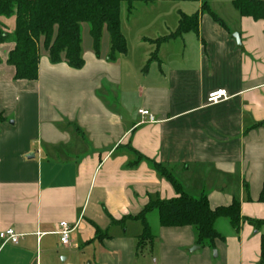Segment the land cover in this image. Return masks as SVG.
I'll use <instances>...</instances> for the list:
<instances>
[{
  "label": "crops",
  "instance_id": "0c3cea01",
  "mask_svg": "<svg viewBox=\"0 0 264 264\" xmlns=\"http://www.w3.org/2000/svg\"><path fill=\"white\" fill-rule=\"evenodd\" d=\"M232 1L207 0L225 27L203 0L138 2L131 14L120 5L126 54L109 59L106 30L96 53L82 24V69L51 64L41 49L33 82L14 80L15 16L0 17L10 35L0 44V231L20 235L0 244V264H260L263 226L219 219L222 239L208 248L194 228H162L150 214L154 239L138 245L143 227L130 219L151 199L177 197L149 161L129 166L137 152L211 209L237 201L241 218L264 222V22L240 17ZM197 13V33L156 47L180 14ZM219 90L228 99L208 104ZM61 222L72 228L66 247Z\"/></svg>",
  "mask_w": 264,
  "mask_h": 264
},
{
  "label": "trees",
  "instance_id": "16d2710c",
  "mask_svg": "<svg viewBox=\"0 0 264 264\" xmlns=\"http://www.w3.org/2000/svg\"><path fill=\"white\" fill-rule=\"evenodd\" d=\"M156 0H0V17L15 16V28L12 34L13 49L7 57V64L14 68V80L33 82L38 77L40 51L44 49L51 64L66 63L73 70H80L84 65L81 55V25L87 24L93 43V50L98 53L104 30L110 39L109 59L127 52L126 41L120 30V5H127L131 14L135 3H153ZM175 2H198L199 0H172ZM233 8L240 17H249L264 22V2L260 0H233ZM202 11H207L219 25L223 22L209 11L207 0H203ZM199 14L186 16L180 14L175 32L154 41L160 44L178 39L187 33H197ZM10 40L0 24V44ZM152 60H157L155 51L144 69ZM4 119L0 116V126ZM136 159L130 163L135 167L141 161H149L152 168L164 177L174 188L177 197L171 200L151 199L145 208L135 217L130 218L142 224L143 231L138 245L151 243L154 234L148 223V217L156 213L162 228L192 227L196 232L199 246L214 248L216 240L222 239L215 229L219 219H225L231 227L237 229L241 221L257 229L264 227V222L244 220L240 216V205L233 201L228 207L211 209L205 197L195 199L185 194L180 184L170 172L160 164L146 159L135 152ZM260 264H264V233L261 236Z\"/></svg>",
  "mask_w": 264,
  "mask_h": 264
},
{
  "label": "built area",
  "instance_id": "2783aa9c",
  "mask_svg": "<svg viewBox=\"0 0 264 264\" xmlns=\"http://www.w3.org/2000/svg\"><path fill=\"white\" fill-rule=\"evenodd\" d=\"M227 99L228 96L226 92L223 90H219L208 95L207 103L217 104ZM138 114L142 117H145L148 123L156 122L155 118L148 111L140 110L138 111ZM71 232H72V228H70L67 223L61 222L58 224L56 234L59 236V242L61 246L66 247L69 245V236ZM19 239H20V235L16 234L14 230L11 228L0 231L1 246H5V245L16 246L19 242Z\"/></svg>",
  "mask_w": 264,
  "mask_h": 264
},
{
  "label": "rangeland",
  "instance_id": "374dc122",
  "mask_svg": "<svg viewBox=\"0 0 264 264\" xmlns=\"http://www.w3.org/2000/svg\"><path fill=\"white\" fill-rule=\"evenodd\" d=\"M121 6H122V7H121V8H122V12H123V10H126V6H127V5H126L125 3H122ZM150 216H151V221H150V222H151V223H154V222L157 220V215H156V213H152Z\"/></svg>",
  "mask_w": 264,
  "mask_h": 264
},
{
  "label": "water",
  "instance_id": "95a60500",
  "mask_svg": "<svg viewBox=\"0 0 264 264\" xmlns=\"http://www.w3.org/2000/svg\"><path fill=\"white\" fill-rule=\"evenodd\" d=\"M232 38L235 40L237 46L240 47V40H239L238 35H237V34H234V35L232 36Z\"/></svg>",
  "mask_w": 264,
  "mask_h": 264
}]
</instances>
